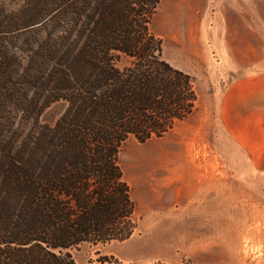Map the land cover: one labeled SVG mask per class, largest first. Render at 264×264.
I'll return each instance as SVG.
<instances>
[{"label":"trees","instance_id":"1","mask_svg":"<svg viewBox=\"0 0 264 264\" xmlns=\"http://www.w3.org/2000/svg\"><path fill=\"white\" fill-rule=\"evenodd\" d=\"M159 3L0 0V264H80L73 249L137 229L122 147L165 136L198 102L152 30Z\"/></svg>","mask_w":264,"mask_h":264},{"label":"rangeland","instance_id":"2","mask_svg":"<svg viewBox=\"0 0 264 264\" xmlns=\"http://www.w3.org/2000/svg\"><path fill=\"white\" fill-rule=\"evenodd\" d=\"M151 27L164 58L195 77L197 109L161 138L124 143L133 235L72 254L264 264V0H160Z\"/></svg>","mask_w":264,"mask_h":264},{"label":"crops","instance_id":"3","mask_svg":"<svg viewBox=\"0 0 264 264\" xmlns=\"http://www.w3.org/2000/svg\"><path fill=\"white\" fill-rule=\"evenodd\" d=\"M237 4V3H236Z\"/></svg>","mask_w":264,"mask_h":264}]
</instances>
